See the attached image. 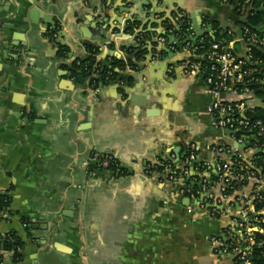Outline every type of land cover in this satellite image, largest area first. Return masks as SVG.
<instances>
[{
  "label": "crops",
  "instance_id": "0c3cea01",
  "mask_svg": "<svg viewBox=\"0 0 264 264\" xmlns=\"http://www.w3.org/2000/svg\"><path fill=\"white\" fill-rule=\"evenodd\" d=\"M133 1L134 17L150 30L148 48L161 45L156 32L163 27L156 21L175 11H199L203 29H212L206 20L222 30L240 27L232 9L217 0ZM124 4L0 0V195L10 201L0 232L14 231L24 242L20 260L7 254L1 264H231L213 253L210 237L225 238L233 213L214 218L201 212L181 198L180 182H164L145 168L170 152L183 158L191 143L235 141L212 126L210 93L200 77L169 67L173 58L150 62V53L136 59L120 47L132 34L114 31L113 20L129 16L115 12ZM50 20L64 36V52L48 39ZM175 37L181 42L187 35ZM86 43L98 47L100 59L126 63L123 74L130 77L103 86L94 102L85 92L87 79L78 80L81 70L74 76ZM252 111L264 117L263 94L257 93ZM92 150L109 152L119 166L87 174L82 162Z\"/></svg>",
  "mask_w": 264,
  "mask_h": 264
},
{
  "label": "built area",
  "instance_id": "2783aa9c",
  "mask_svg": "<svg viewBox=\"0 0 264 264\" xmlns=\"http://www.w3.org/2000/svg\"><path fill=\"white\" fill-rule=\"evenodd\" d=\"M217 1L228 5L242 22L252 16L256 8L264 11V0H255L257 6L252 5L254 0ZM173 21L174 29L185 33L173 34V29H167L169 23L165 21L163 28L167 34L192 35L188 14L181 12L173 16ZM47 31L52 32L53 26H49ZM211 31L214 33V30ZM56 36L53 32L51 38ZM161 36L159 42L166 43V37ZM201 42V38L195 44L187 42L188 48L184 50L186 57L179 66L186 76L203 80L210 93L206 112L211 124L221 131H235L230 135L235 144L198 146L191 143L183 158L167 153L158 157L155 163L146 165L145 172L159 175L152 167L161 165L164 182L181 183L179 194L184 201L214 218L233 213L225 238L210 237L212 251L215 255L228 256L231 264H252L254 247L264 246V117H252V101L259 91L264 95L262 59L254 54V49L264 48V34L258 29L240 25L237 30L226 29L224 36L206 51L200 52L196 46ZM175 48L176 45L171 43L170 49ZM96 58L101 60L98 54ZM75 63L89 74L90 96L97 101L100 87L96 86L95 80L100 77L99 71H89V63L82 62L81 58ZM261 71L263 76L259 77ZM114 84L123 85V81ZM252 85L257 87L252 88ZM200 152L211 154L213 158L200 160ZM91 161H96L101 170L119 166L109 152L92 150L82 162L87 174L91 172ZM5 215L6 212L0 214ZM7 254L12 252H4L3 257Z\"/></svg>",
  "mask_w": 264,
  "mask_h": 264
},
{
  "label": "trees",
  "instance_id": "16d2710c",
  "mask_svg": "<svg viewBox=\"0 0 264 264\" xmlns=\"http://www.w3.org/2000/svg\"><path fill=\"white\" fill-rule=\"evenodd\" d=\"M252 3H253L252 5L257 6V2L255 0ZM205 22L209 24L212 30H214V36L206 35V36L201 37L202 42L197 43L196 45L199 47L200 52L206 51L210 47L211 44L217 42L222 36H224L225 30H226V29L225 30L218 29V25L214 21L206 20ZM166 23H169L167 24V29L169 28L173 29V32H172L173 34H183V32L185 33V31L183 32L181 31V33L176 31L174 29L175 25L171 20L166 19ZM259 23H262L261 30L260 28H258ZM239 24L247 25L251 27L252 29H258L260 32H262V34H264V11L259 8H256L252 16H249V18H247L243 22L239 21ZM58 31H59L58 26L57 25L53 26V31L48 33V37H51L53 32L57 33ZM58 47L61 52H64L67 50L66 46L58 45ZM85 50H86V55L81 58V61L89 63V66H88L89 71L93 72L95 70H98L100 73V77L95 80L96 86H99V84H101L102 86H107L110 84H114L118 81H123L125 83L127 81H130L129 75L123 74L126 68V63H124L122 60H118L114 57H108L107 59L105 58V59L97 60L96 55L99 54V49L97 46H94L91 44L86 45ZM134 50L135 49H129L127 50V52L130 55L133 54L134 58L136 59L143 58V56L146 54V51L144 49H139L138 51H134ZM254 54L261 57L262 64L260 65V67L264 71V48L254 49ZM127 63L131 67L134 66L132 58H128ZM76 69H80L82 71L84 78L86 79L88 78L89 74L83 71L82 67L77 66L76 63L74 65V76L77 74V73L75 74ZM263 71H261V75H259V77L263 76ZM89 84H91V79L89 80ZM256 87L257 85H252V88H256ZM258 93L262 94V92L260 91ZM252 117L256 119L263 118V117L257 116L256 114H252ZM239 134H241V132ZM95 167H98V166L90 165L91 170L94 169ZM115 169L116 167H110V170H115ZM152 170L159 173L160 176H162L163 174L161 165L153 166ZM9 202H10L9 197L7 195H0V214L8 211ZM22 223L25 226V228H28L30 224V220L27 218H23ZM23 246H24V242L18 237L16 232L14 231L6 232V233L0 232V264L2 263V260L4 258L3 257L4 252H12L13 260L15 261L20 260L21 259V249L23 248ZM251 262L252 264H264V246L254 247L253 252L251 254Z\"/></svg>",
  "mask_w": 264,
  "mask_h": 264
},
{
  "label": "water",
  "instance_id": "95a60500",
  "mask_svg": "<svg viewBox=\"0 0 264 264\" xmlns=\"http://www.w3.org/2000/svg\"><path fill=\"white\" fill-rule=\"evenodd\" d=\"M125 4L123 5V7H125V10H118V8H115V12H117L119 15H122L124 13L129 14V16L127 18H122V19H114L113 22L116 23L115 27H114V31H119L122 32L124 35L125 33L131 34V40H126L124 43L120 44V47H125V48H129V49H135V51H138L139 49H144L146 51V53H150V57H149V61L151 62L152 59H158L160 56L163 57V59H165L166 57L170 60V59H174L172 62L169 61L168 66L169 67H173V69L180 67L179 64L184 60V58H176V53L174 51H172L170 49V44L174 43L176 45V49H178V51L181 54H184V43L186 42H191L193 44H195L198 40V38L204 36V35H211L212 36V32L211 29H203L202 28V22L199 15V11L196 12H191L189 17L191 19V23H192V35L191 36H187L184 40H182L180 42V37H175L171 34H166L164 28H162L161 32H156V35H164L167 39L166 43H163L161 45H157V46H152L151 48H148L145 43V34L150 33V30H145L144 31V24H143V20L139 19V17H134L135 14L139 15L138 13H136V11L130 9V7L136 4V2H134L133 0H124ZM145 5V4H144ZM142 4V6H144ZM93 7V6H91ZM100 9L99 6H94V10L96 9ZM155 16V14H153ZM174 15L176 14V11L174 13ZM160 16V15H158ZM166 19L171 20L173 23V15L169 16V17H164L162 15V18L160 21H156L157 25H160L161 27H163L164 22L166 21ZM48 24L52 25V26H56L52 20L47 21ZM141 24V28H139V25ZM122 25L121 29L120 26ZM145 32V33H144ZM153 32V31H152ZM154 33V32H153ZM56 38L52 39L51 37H49V41L55 45H62V46H67L66 43L63 41L64 36L62 34H60V29L59 31L56 33ZM150 35V34H149ZM158 38V37H157ZM151 44H158V40H152L150 41ZM90 43H86V45H88ZM82 58V57H80ZM143 58L146 59L145 55L143 56ZM166 58V59H167ZM176 58V59H175ZM136 64V63H135ZM167 66V67H168ZM131 67V66H130ZM141 70L143 69L142 67H139ZM182 71V69H181ZM83 74L81 71L78 72V80L80 81V79H82ZM125 84V82H123ZM100 87V91L102 90L103 86L101 84H99ZM87 88H88V84H87ZM89 89V88H88ZM86 90L85 92H89L90 90ZM100 96V92L97 95ZM92 101L94 102V99L91 97ZM224 133H226L227 135H231L234 134L235 131H231L228 129L224 130ZM91 166H96L97 162L96 161H91L90 162ZM104 171V170H102ZM35 227H40V225H35Z\"/></svg>",
  "mask_w": 264,
  "mask_h": 264
}]
</instances>
